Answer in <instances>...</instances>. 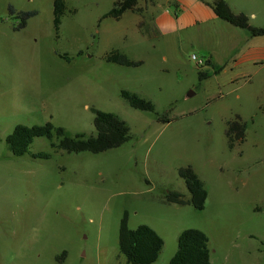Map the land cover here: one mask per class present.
<instances>
[{
	"label": "rangeland",
	"instance_id": "rangeland-1",
	"mask_svg": "<svg viewBox=\"0 0 264 264\" xmlns=\"http://www.w3.org/2000/svg\"><path fill=\"white\" fill-rule=\"evenodd\" d=\"M114 1L65 0L56 31L54 0H0V264H126L121 229L140 224L164 239L154 264H169L186 228L207 234L214 264H264V61L252 59L258 49L264 60V35L205 19L214 0H138L102 17ZM226 1L264 28V0ZM22 11H36L23 27ZM113 50L142 63L107 61ZM208 52L211 66L192 58ZM123 89L155 110L132 107ZM92 108L124 119L131 138L99 153L38 136L15 155L6 142L19 123L95 135ZM236 116L246 135L230 147ZM188 165L207 189L203 209L166 199L191 196Z\"/></svg>",
	"mask_w": 264,
	"mask_h": 264
},
{
	"label": "trees",
	"instance_id": "trees-1",
	"mask_svg": "<svg viewBox=\"0 0 264 264\" xmlns=\"http://www.w3.org/2000/svg\"><path fill=\"white\" fill-rule=\"evenodd\" d=\"M149 1V0H148ZM138 0H115L113 7L102 17L112 16L120 18L127 10H132ZM214 13L222 20L243 29H248L252 36L264 35V28L255 27L249 23V18L243 12H235L226 0L213 1ZM66 10L65 0H54V27L59 31L61 17ZM36 14V11L19 13L22 18L20 26L26 25L27 18ZM107 61L121 65L136 66L140 60L128 58L124 53L113 50L106 56ZM224 65L217 70H221ZM216 70V72H217ZM209 74L200 72V78ZM121 96L134 108L154 111L155 104L146 98L138 96L127 89L121 91ZM95 113V135L83 132L70 134L62 126H57L51 121L44 124L27 125L19 123L6 137V142L15 155H22L28 151L33 140L38 136H45L51 140V145L60 150L72 153L91 152L99 153L111 148L121 146L131 138L129 124L114 112L92 108ZM168 121V117H161ZM246 135V122L240 116L228 121L226 136L230 147L236 142H243ZM36 157H49L46 153L34 154ZM179 175L184 179L191 194L189 198L178 191L166 194V199L178 204H192L196 209H203L208 196L204 182L200 179L192 166L179 168ZM120 252L126 258V264H154L163 250V237L150 225L140 224L135 228L122 227L119 240ZM169 264H214L211 260L209 238L199 228H186L178 235V248L171 257Z\"/></svg>",
	"mask_w": 264,
	"mask_h": 264
},
{
	"label": "crops",
	"instance_id": "crops-1",
	"mask_svg": "<svg viewBox=\"0 0 264 264\" xmlns=\"http://www.w3.org/2000/svg\"><path fill=\"white\" fill-rule=\"evenodd\" d=\"M199 10H201V8L199 7V6H196ZM204 8V12H205V19H213V18H215V17H217V18H219L215 13H214V11H212V9L211 10H208V9H206V7H203ZM188 19L186 20L185 19V22H186V26H188V25H193V24H195L197 21H198V19L196 18V17H194V16H191V14L190 15H188V17H187ZM214 22V21H213ZM160 23H169V18H168V16L167 15H164V16H162L161 17V19H160ZM235 48V46L234 47H232L231 49H234ZM254 49H256V48H254ZM258 49H256V52H254V54H256V53H258L259 51H257ZM263 50H264V48H263ZM263 52V51H262ZM253 54V60L255 61V62H263L264 60H262V59H260V57H258V55H254ZM205 60L206 61H208L209 63H206V65H208V66H211L212 65V60H213V54H212V52H208V57L207 58H205Z\"/></svg>",
	"mask_w": 264,
	"mask_h": 264
},
{
	"label": "built area",
	"instance_id": "built-area-1",
	"mask_svg": "<svg viewBox=\"0 0 264 264\" xmlns=\"http://www.w3.org/2000/svg\"><path fill=\"white\" fill-rule=\"evenodd\" d=\"M192 58H193L194 60H197V63H198V64L203 65V64L205 63V59H204V58H198L196 54H193V55H192Z\"/></svg>",
	"mask_w": 264,
	"mask_h": 264
}]
</instances>
